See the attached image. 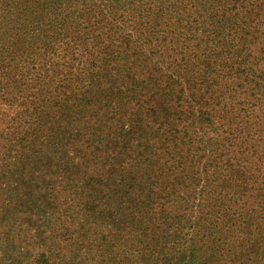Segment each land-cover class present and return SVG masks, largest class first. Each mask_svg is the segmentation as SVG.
<instances>
[{"label": "trees", "instance_id": "trees-1", "mask_svg": "<svg viewBox=\"0 0 264 264\" xmlns=\"http://www.w3.org/2000/svg\"><path fill=\"white\" fill-rule=\"evenodd\" d=\"M18 5L9 17L0 0L1 50L18 54L0 63L25 65L6 73L21 75L0 143V264H183L167 252L180 235L184 264L235 261L208 214L216 198L252 207L239 240L264 227V0ZM183 217L191 231L166 234Z\"/></svg>", "mask_w": 264, "mask_h": 264}, {"label": "rangeland", "instance_id": "rangeland-1", "mask_svg": "<svg viewBox=\"0 0 264 264\" xmlns=\"http://www.w3.org/2000/svg\"><path fill=\"white\" fill-rule=\"evenodd\" d=\"M8 2L10 1V7L11 8V13L9 15V17H11L12 14L15 13L16 8L18 9L20 6L18 5V3L21 0H7ZM16 4H14L15 2ZM8 8V7H7ZM8 8V9H9ZM1 21H3L0 18V55L1 56H9V55H18V54H14V53H9L8 50L2 49L4 46V42L6 41V39L2 38L1 35L4 31H6L7 29H9V34L5 37L8 40H12L13 39V28H10V25H7L6 23H2ZM16 31L21 34L24 38H25V33H26V29L22 26L19 25L16 29ZM9 53V54H8ZM21 61V60H20ZM14 64L19 65L18 70H22L24 68V64L21 63L18 64L16 62H11L9 60L5 61V63H0V85L3 84L5 85L3 88H0V138L3 137L4 140H0V143H5L6 139L9 138V135L6 134V129L8 130L7 127H9V122L10 120H12V117L15 115L16 110L18 109V107L16 106L15 103L17 102H13V105L10 104L9 102H11L8 99V91H10V89H8V86L10 87V85L12 84V81L17 77L21 75L19 74V71H15L14 69L12 70L13 73H16V75H8L6 74L8 71H10V66L12 67ZM5 66V67H4ZM59 76V74H58ZM6 77H9L6 79ZM34 77H36V72H34V70H31V72L29 73V77L27 79V83H29V79H33ZM23 88L26 89L25 85H23ZM13 91V90H12ZM14 92V91H13ZM23 92V91H22ZM26 93H28V90H24L23 96L25 97ZM16 96H19V93L14 94ZM3 130V131H2ZM11 130H9L10 132ZM17 152L21 151V149H16ZM0 156H3V153L0 152ZM7 157H9V155H7ZM53 179V178H52ZM52 181V180H51ZM54 181V179H53ZM0 186H2V188L4 187H9L11 186L10 184H6V183H2ZM200 187H198L196 192H199ZM3 201H7L6 197L4 194H1L0 197V205H5L4 207L8 208V202H3ZM194 203H196V199L194 198ZM210 205L213 207V212H211L210 214H208V218L211 221H214L215 223L219 224V227L222 226L220 229V231L222 232L221 235H217L216 238H218L219 236H227L226 237V243L228 242V245L226 247V255H225V259H229V258H233L235 261L231 262V261H224L223 264H264V242H262L261 240H263V236L264 235V227L263 225H261L260 229V233L258 234V230H255L254 235L250 236V237H246L243 240H239L241 235L240 232H242V228H238V223L239 225L242 227V225H245L242 218H240L238 216V213H240L241 210L244 211H248L251 210L252 207H244L242 209L237 208L235 209L234 207L229 205L228 201H225L223 199H214ZM10 207H12L10 205ZM227 207L228 210V214L231 213L232 215L226 216L225 214V209ZM167 207L165 209H162V211H167ZM248 209V210H247ZM250 212V211H248ZM235 213L236 216L234 215ZM159 215V214H158ZM162 216V215H160ZM233 216V217H231ZM46 218H49L48 215L46 216ZM237 218V219H236ZM50 223L52 221H49ZM255 224V223H253ZM174 225V226H172ZM178 227L179 230L177 232H182L184 234H187L191 231V224L190 222H187V220H185V217L181 218L180 221H174V223H170L167 222L166 226H165V230L168 231V235H171V230H175L174 228ZM252 230L255 229V226L251 225ZM209 235V233L207 234V236ZM181 240L184 242L185 240H188L186 242H184L181 245H178L177 243H174L171 245V243H169V245L167 246V252L169 253V255L171 256V259H173V256L178 258V261L181 263H186L188 262L187 260H191V251L189 250V248H191V246H189L190 242L189 239L191 238L190 235H180ZM257 241V242H256ZM255 242L257 243V246H259L260 250L259 254L257 255L255 253V250H251L250 248L255 244ZM46 244H40V246L37 249H41L42 247H44ZM57 246H53L52 250L56 249ZM36 248L33 250V254L34 251L37 250ZM187 249L185 256H182L181 253L179 251L181 250H185ZM51 251V250H50ZM39 252V251H38ZM167 253V254H168ZM162 257H164V255L160 254L158 260H160ZM169 258H167L165 261H169L171 260ZM32 260V255L29 253V255L27 256V258H25V260H23L25 263L26 262H30ZM163 261V260H162ZM183 263V264H184Z\"/></svg>", "mask_w": 264, "mask_h": 264}]
</instances>
